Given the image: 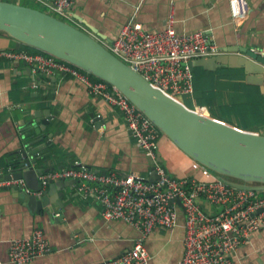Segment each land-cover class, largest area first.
<instances>
[{
  "label": "crops",
  "instance_id": "0c3cea01",
  "mask_svg": "<svg viewBox=\"0 0 264 264\" xmlns=\"http://www.w3.org/2000/svg\"><path fill=\"white\" fill-rule=\"evenodd\" d=\"M3 1L50 14L55 2ZM242 7L248 15L238 25L231 0H77L73 24L108 47L131 21L141 23L150 32H159L167 28L173 16L180 34L206 31L220 47V56L241 54L236 51L243 48H254L253 51L264 55V0H242ZM24 46L0 32V51H22ZM193 72L195 93L193 98H187L193 103L187 105L189 108L195 104L205 106L211 117L264 135V104L259 101V92L253 90L261 89L246 83L243 69L222 66L209 71L195 67ZM92 114L103 117V127H96ZM49 116V126L40 135L43 140L33 145L43 152L37 154L42 169L63 170L70 163L80 162L106 173L127 176L134 172L146 179L154 176L152 162L136 144L117 106L92 94L69 72H34L33 66L24 60L0 55V173L14 169L20 151L33 140L34 129L44 125L43 120ZM32 121L33 127L29 124ZM159 155L160 163L173 176L200 173L199 166L163 133ZM13 186H0L1 262L9 261L10 242L14 238L28 236L35 229L45 232L53 249L26 264H101L129 251L141 235L125 222L103 219L95 198L83 199L78 195V183L63 185L60 192L65 193L67 201L56 215L33 213ZM184 236L183 226L151 234L146 245L154 257L153 264H179L185 250ZM166 240L170 244L164 247ZM236 259L243 264H264V229L239 249Z\"/></svg>",
  "mask_w": 264,
  "mask_h": 264
},
{
  "label": "built area",
  "instance_id": "2783aa9c",
  "mask_svg": "<svg viewBox=\"0 0 264 264\" xmlns=\"http://www.w3.org/2000/svg\"><path fill=\"white\" fill-rule=\"evenodd\" d=\"M76 1L55 0L51 6L53 15L73 24ZM231 2L234 19L241 25L247 10L242 7V0ZM175 24L172 16L163 31L150 32L141 23L131 21L108 49L153 86L186 105L183 98H193L195 93L191 62L220 55L221 49L206 31L180 34ZM2 54L26 61L34 72L75 75L92 94L120 109L136 144L153 164L157 173L154 180L134 172L127 176L101 173L80 162L39 176L44 188L62 178L78 180V195L83 199L95 198L103 219L125 222L141 232L129 251L101 264H153L146 239L157 230L173 231L180 226L185 230V250L179 264H243L236 259L239 249L264 229V192L237 188L203 165L199 166V175L173 176L159 161L162 132L117 87L95 80L90 73L45 53L0 51ZM191 109L211 116L205 106L195 104ZM8 184L25 187L24 180L0 181V186ZM52 249L45 232L35 229L28 236L14 238L10 242L9 261L0 264H26Z\"/></svg>",
  "mask_w": 264,
  "mask_h": 264
},
{
  "label": "water",
  "instance_id": "95a60500",
  "mask_svg": "<svg viewBox=\"0 0 264 264\" xmlns=\"http://www.w3.org/2000/svg\"><path fill=\"white\" fill-rule=\"evenodd\" d=\"M0 32L117 87L189 157L237 188L264 192V135L242 130L192 110L153 86L96 37L53 14L0 0ZM253 49L236 51L241 54L199 58L191 62V67L193 71L195 67L209 71H216L222 66L243 69L246 83L259 86L264 94V55ZM50 119V116L44 119V125L34 129L33 140L20 151L14 169L7 174L0 173V181L24 180L25 187L31 192L20 184L13 187L30 210L56 215L67 201L65 193L60 192L61 188L78 180L62 178L52 181L45 189L39 179L43 173L56 170L54 167L45 170L39 167L41 158L37 154L42 150L33 147L43 140L40 135L47 130ZM103 120L102 116H94L97 128L104 126ZM29 124L33 127V121ZM156 178L157 173L154 172L148 180ZM206 206L211 207L209 202Z\"/></svg>",
  "mask_w": 264,
  "mask_h": 264
},
{
  "label": "trees",
  "instance_id": "16d2710c",
  "mask_svg": "<svg viewBox=\"0 0 264 264\" xmlns=\"http://www.w3.org/2000/svg\"><path fill=\"white\" fill-rule=\"evenodd\" d=\"M24 50H26V51H28V52H30L31 54H38V53H43L42 51H40V50H38V49H36V48H33V47H31V46H27V45H25L24 46ZM92 78L93 79H95V80H99V81H101L100 79H98V78H96V77H94V76H92ZM196 78V77H195ZM195 81V80H194ZM241 83H243V84H245L244 82H242V81H240ZM255 89H253L255 92H259V94H260V99H259V101H261V103L262 104H264V95H261V92H260V90L257 88V87H254ZM188 97H184L183 98V100H184V102L186 103V105H188V106H192L193 105V103H192V101H190V100H188L187 99ZM73 165H75V162L72 164V163H70L67 167H71V166H73ZM92 169V168H91ZM82 203H84L85 204V202H82Z\"/></svg>",
  "mask_w": 264,
  "mask_h": 264
},
{
  "label": "rangeland",
  "instance_id": "374dc122",
  "mask_svg": "<svg viewBox=\"0 0 264 264\" xmlns=\"http://www.w3.org/2000/svg\"><path fill=\"white\" fill-rule=\"evenodd\" d=\"M54 15H55V14H54ZM55 16H57V15H55ZM181 151H182V150H181ZM182 152H183V151H182ZM190 158H191V157H190ZM191 160L194 162L195 165H197V166H200V165H201L200 163H198V162L195 161L194 159L191 158ZM171 167H172V166H171ZM167 244H170V242H169L168 240L165 241L164 247H166Z\"/></svg>",
  "mask_w": 264,
  "mask_h": 264
}]
</instances>
